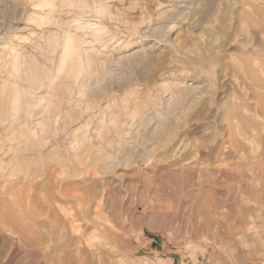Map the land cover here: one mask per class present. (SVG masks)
Here are the masks:
<instances>
[{"label": "rangeland", "instance_id": "obj_1", "mask_svg": "<svg viewBox=\"0 0 264 264\" xmlns=\"http://www.w3.org/2000/svg\"><path fill=\"white\" fill-rule=\"evenodd\" d=\"M93 1L0 0V264H264V0Z\"/></svg>", "mask_w": 264, "mask_h": 264}, {"label": "bare ground", "instance_id": "obj_2", "mask_svg": "<svg viewBox=\"0 0 264 264\" xmlns=\"http://www.w3.org/2000/svg\"><path fill=\"white\" fill-rule=\"evenodd\" d=\"M78 1H79V0H78ZM92 1H93V0H92ZM97 1H98V0H97ZM97 1H96V0L93 1L92 7H93L94 9H96V10L99 12V14H100V13H105V14H106L107 12H104V11L106 10V8L101 4V3H103V2L99 1V2H101V3H98ZM80 2H81V1H80ZM81 4H82V3H81ZM87 5H88V4H86V6H87ZM106 7H107V6H106ZM96 10H95V11H96ZM107 11H108V10H107ZM110 15H111V14H110ZM109 17H110V16H109ZM151 18H152V17H151ZM118 21H119V20H118ZM61 25H63V24H61ZM67 25H68V24H67ZM68 27H69V25H68ZM60 29H61V28H60ZM62 30H63V29H62ZM67 32H68V31H67ZM69 32H70V31H69ZM65 33H66V31H65ZM70 33H71V32H70ZM53 34H54V33H53ZM51 36H52V35H51ZM54 36H55V35H53V38H56L57 40L59 39L58 37H56V36L54 37ZM57 36H58V35H57ZM68 36H69V35H68ZM68 36H66V37L68 38ZM50 38H51V37H50ZM53 38H52L51 40H48V39H47L48 43L50 42V44H51V43L55 42V40H54ZM72 38H73V37H71V39H70V36H69V39H70V40H73ZM57 40H56V41H57ZM74 40H75V39H74ZM74 40H73V41H74ZM65 41H66V39H65ZM67 41H69V40H67ZM67 41H66V44L69 45L70 42L68 43ZM53 44H54V43H53ZM72 44H73V43H72ZM51 45H52V44H51ZM55 46H56V45H55ZM75 46H76V44H75ZM68 47H69V46H68ZM71 47H73V46L71 45ZM73 48H75V49L78 50V47H77V48H76V47H73ZM73 48H72V50H75V49H73ZM68 49H69V48H68ZM69 50H70V49H69ZM79 51H80V50H79ZM74 52H75V51H74ZM75 56H77V55H75ZM84 57H85V56H84ZM72 59H73V58H72ZM79 59H81V58H79ZM91 59H92V58H91ZM48 60H49V59H48ZM67 60H68V59H67ZM70 60H71V59H70ZM87 60H88V59H87ZM61 66H62V65H61ZM61 68H62V67H61ZM32 75H33V74H32ZM19 99H20V98H19ZM21 101H22V100H21ZM13 102H14V101H13ZM18 102H19V101H18ZM13 109H14V108H13ZM134 114H135V113H134ZM137 114H138V113H137ZM0 116H1V115H0ZM244 126H245V125H244Z\"/></svg>", "mask_w": 264, "mask_h": 264}]
</instances>
